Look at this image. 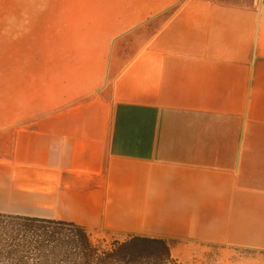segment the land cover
Listing matches in <instances>:
<instances>
[{
	"label": "crops",
	"instance_id": "1",
	"mask_svg": "<svg viewBox=\"0 0 264 264\" xmlns=\"http://www.w3.org/2000/svg\"><path fill=\"white\" fill-rule=\"evenodd\" d=\"M0 213L264 251V0H0Z\"/></svg>",
	"mask_w": 264,
	"mask_h": 264
},
{
	"label": "trees",
	"instance_id": "2",
	"mask_svg": "<svg viewBox=\"0 0 264 264\" xmlns=\"http://www.w3.org/2000/svg\"><path fill=\"white\" fill-rule=\"evenodd\" d=\"M168 240L93 241L73 222L0 213V264H170Z\"/></svg>",
	"mask_w": 264,
	"mask_h": 264
},
{
	"label": "rangeland",
	"instance_id": "3",
	"mask_svg": "<svg viewBox=\"0 0 264 264\" xmlns=\"http://www.w3.org/2000/svg\"><path fill=\"white\" fill-rule=\"evenodd\" d=\"M37 206H26L27 215L42 213ZM21 211V210H20ZM55 215V213H52ZM23 216V215H20ZM25 216V215H24ZM93 241L110 242L111 239L123 240L125 234L96 230L91 232ZM170 264H264V251L199 244L191 242L168 241Z\"/></svg>",
	"mask_w": 264,
	"mask_h": 264
}]
</instances>
